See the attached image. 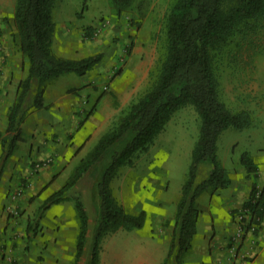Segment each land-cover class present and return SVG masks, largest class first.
Returning a JSON list of instances; mask_svg holds the SVG:
<instances>
[{
  "label": "rangeland",
  "instance_id": "rangeland-1",
  "mask_svg": "<svg viewBox=\"0 0 264 264\" xmlns=\"http://www.w3.org/2000/svg\"><path fill=\"white\" fill-rule=\"evenodd\" d=\"M173 1L132 0L119 9L113 0H55L54 18L57 24L55 35L57 32L61 34L57 43L62 45L64 33L70 29L71 35L77 36L80 41L81 55L95 54L104 48L105 56L102 61L108 63L107 67L110 66L111 71L106 79L103 76L98 77L101 82L96 90L104 95L101 103L102 113L95 115L93 110L94 115L90 120L94 123L90 122L92 130L88 132L90 133L87 137L88 143L86 145L85 142L82 143L69 161L61 160L58 167H54L49 175L46 173L47 177L39 184L37 176L57 163L55 156L50 154L45 158H39L38 161H29L26 172L22 169L21 162L27 157L30 143L34 141L30 129L32 125H27V131L23 136V140L26 139L27 142H20L15 151L18 158L15 161L11 160L10 163L8 159L4 163V170H9L12 166L13 169H17L19 184L16 187L24 189L28 186L30 189L27 196L29 198L25 203L16 205V215L19 214L20 218L16 228L12 229L11 236L7 235L11 253L9 251L2 254L8 259L9 264H19L15 256L18 246L20 250L26 251L32 242H36L37 246L38 244L43 246L48 241V235L45 234L52 227V223L45 219V215H41L44 201L73 176L81 160L95 147L101 136L119 122L129 106L143 95L153 82L165 51V24ZM16 2L17 0H0L1 75L4 72L3 67L10 64L22 62L23 69L28 65L27 58L20 50L19 33L14 20ZM110 53L113 54L111 64L108 62ZM215 65L220 79L222 99L235 112L247 110L251 114L252 122L244 129L230 127L220 135L218 154L231 176V183L213 194L204 192L198 198L197 205L201 213L210 212L212 208L219 214L211 215L207 222L213 225L210 229L204 230L206 224L204 217L199 219L197 228L199 232L204 230V234L203 237L200 235L194 237L192 248L184 255V264L212 263L205 254L194 248L199 242L205 243V238L211 233L213 237L218 236L222 239L227 248L229 264H264L262 249L264 218L260 223L256 222L253 220L251 210L244 206L249 200L253 183L257 187L256 197L264 189V22L244 37L236 38L234 42L226 45L223 52L216 57ZM79 78L77 73H64L58 83L51 85V92L61 90L64 85L74 83ZM16 99L17 91L14 100ZM94 105L92 102L88 104L78 125L90 121L87 114ZM200 124L201 119L194 105L189 104L178 109L149 148L137 153L132 164L122 166L112 182L114 194L120 202H125V209L128 212L138 213L141 210L147 212L146 221L149 229H161L162 221L166 222L167 227L175 223L177 204L182 186L188 177L192 150L199 137ZM37 130L35 128L33 131ZM42 136L38 133L35 137L41 140L44 138ZM56 137H53L54 144L67 146L73 143L74 133L62 137L57 132ZM125 141L126 139L120 142L117 148H121ZM83 146L80 156H76ZM245 151L254 157L259 166L258 171L251 175H248L241 163V156ZM1 155L2 152L0 165L3 160ZM37 163H40L39 169ZM208 169V164H201L198 181L207 176ZM240 182L242 184L236 188V184ZM91 190L93 181L89 175H85L68 191V194L82 196L92 194L90 199L96 206L98 194ZM242 195L246 197L241 198ZM158 202L160 205L156 204ZM0 203L3 211L7 213V199H0ZM68 204L70 203L60 204L55 208L59 210L58 212L68 213ZM29 224H34L33 228L28 227ZM3 245V250L8 249L6 244ZM89 247L88 245L90 250ZM37 253L38 260L42 262L44 259L42 252ZM88 259L89 256L86 260L84 258L79 260L77 264H87ZM60 264L69 263L62 261Z\"/></svg>",
  "mask_w": 264,
  "mask_h": 264
},
{
  "label": "trees",
  "instance_id": "trees-1",
  "mask_svg": "<svg viewBox=\"0 0 264 264\" xmlns=\"http://www.w3.org/2000/svg\"><path fill=\"white\" fill-rule=\"evenodd\" d=\"M132 0H113L122 9ZM55 0H17L14 14L19 46L28 62V75L17 89V99L9 111V135L0 139L7 159L23 140L21 128L28 111L42 108L50 82L68 72L84 75L101 62L98 52L79 58L58 55L53 48L57 29ZM264 22V0H174L165 24L166 44L159 70L146 92L134 101L119 122L104 133L95 147L81 160L73 176L50 194L43 210L52 204L73 200L79 230L76 242L77 264L85 252L89 215L81 194L69 195L80 179L89 175L93 192L98 194L99 219L90 246L87 264H100L101 244L111 232L120 228H142L147 212H128L113 191L112 182L120 168L133 163L137 153L147 150L164 130L174 113L189 104L195 106L201 124L192 150L188 177L177 204L170 248L161 264H184V255L192 248L201 209L198 198L215 193L231 183V176L218 154V140L228 128L244 129L252 122L247 110L233 111L220 94V79L215 59L225 46L244 37ZM2 30L0 29V36ZM95 108V107H94ZM93 107L88 115L93 112ZM121 148L120 142L125 140ZM202 163L209 165L207 176L198 181ZM241 163L248 175L258 171L254 157L245 151ZM253 183L249 200L244 203L253 220L264 218V189L256 197ZM30 226H32L30 224Z\"/></svg>",
  "mask_w": 264,
  "mask_h": 264
},
{
  "label": "crops",
  "instance_id": "crops-1",
  "mask_svg": "<svg viewBox=\"0 0 264 264\" xmlns=\"http://www.w3.org/2000/svg\"><path fill=\"white\" fill-rule=\"evenodd\" d=\"M71 34L72 33L70 29H67L62 38V45H60V43H57V40H60L61 34L57 32L54 37L53 48L54 51L60 56L78 58V56H80L82 53L80 50V41L77 36L74 37ZM101 52L103 53L104 58V48H102ZM82 56L83 55L80 57ZM112 56L113 54L111 55L110 53V61H108L110 64L112 63ZM107 64L108 63H103L102 61L94 66V68H92L86 74H77L80 76V78L76 82L66 84L61 90L52 93L51 85L58 83L60 77L64 74L54 78L48 85L45 92L46 105L42 108L28 111L23 122L21 123L23 132L27 131V125H32L30 129L32 131L31 135L34 137V141L30 143L27 157L21 162L22 169H24L25 172L29 168V161H38L39 158H45L50 154L55 156L57 165H50L51 168H47V170L45 169L37 176L39 178L37 181L39 184L42 183L45 177H47L46 173L49 175L50 172H53L52 169L54 167H58L61 160L69 161V159L73 157L75 152H77V150L81 147L82 143L85 142V145L88 143L87 137L90 134L88 132L92 130V124L90 122L94 123V121L90 120V118L93 117L94 113L95 115L102 113L101 103L103 102L104 95L98 93V90L96 89L98 86H100L101 82L98 77L103 76V78L106 79L108 78V75H110L109 71H111V68L110 66L107 67ZM3 69V74H0V133L3 137H5L9 135L8 127L10 107L15 101V93L18 89L21 79L28 75V65L26 69H23V64L20 62L5 66ZM90 102L95 104L92 106L93 108L96 107V109H93L95 110L94 113L92 112L89 115L87 114L89 116L87 119L90 121H84V123H80V125H78L80 117H82V115L86 112L85 110L87 109ZM83 127H87L88 129ZM35 128L38 129L37 132L33 131ZM77 128L79 129L78 131L76 130ZM75 130L77 132H75ZM57 132L62 137L67 136L69 133H74V140H72L73 143L70 145L68 144L67 146H59L58 144H54L53 137H56ZM38 133L42 134V137L44 138H49V140L47 141L44 138L37 140L36 137ZM20 142H27V140L24 139ZM84 146L80 149L76 156H80ZM15 151L7 159H4L3 157L2 163L0 165V199L4 200V198H6L7 205L12 203L16 207V205H21L22 202L25 203V201L29 198H27V196L30 194V189H28V186H26L24 189H22L23 187H16L19 184L16 168L13 169L12 166L9 168V170H4V163L8 159V163H10L11 160L15 161L18 158L15 154ZM1 152V156H3L4 151L0 139V153ZM13 164L14 162L12 165ZM37 177L34 179V182L36 181ZM233 184L234 181L232 182V185ZM241 184V182L236 184V188H238ZM245 188L247 189V184ZM18 191L19 193L17 194V197L13 199V194H16ZM232 192H234V190H232ZM246 192L247 190L244 193ZM90 195L92 196V194ZM91 196H89V193L88 195L84 194L83 196L89 215V224L85 252L80 260L83 258L86 260V258L89 256L90 250L88 249V245L91 246L90 243L93 239L94 231L99 219L98 209L94 205V201L92 203L90 199ZM244 196L245 195H242L241 198ZM64 203H70L68 204L69 212H58L59 210L55 207L59 206L60 204L64 205ZM121 203L126 208L125 202L121 201ZM156 204L160 205V202ZM2 208V204L0 203V264H9L8 259L5 257V255H3L4 252L9 253L11 247L10 240L7 235L11 236L12 229L16 228L20 215L10 213L7 209V206V213H5ZM209 211L210 212H202L200 216V219L201 217H204V223H206L204 230L205 228L210 229L211 226H213L211 223H207L208 220L211 219V215L219 214L212 208ZM41 215H45V219L50 220L52 223V227H50L49 231L45 234L48 235V241H46L43 246L40 244L37 246L36 242H32L29 249L26 251L20 250L21 248L18 246L15 256L19 264H60L62 261H67L69 264H73L76 257V242L77 233L79 230V220L76 216V208L73 201L66 200L58 204H52L47 209L43 210ZM161 224L163 225H161V229H149L147 226V221H145V224L142 228H120L109 233L106 235V237H104L101 244L100 264H161L168 255L174 229V224L168 227L165 225L166 222L162 221ZM33 225L30 226L29 224L28 227L33 228ZM204 230L199 232L198 228L196 235L203 237ZM3 244H6L8 249L3 250ZM40 247H43L44 249ZM194 248L196 251L205 254L206 257L211 260V264H229L226 251L227 248L223 244L221 238H218V236L213 237V233L205 238V243L199 242L197 246H194ZM38 251L39 253L42 252V255L44 256L42 262L38 260V255H36ZM26 253L27 255H25ZM27 258L28 262H26Z\"/></svg>",
  "mask_w": 264,
  "mask_h": 264
},
{
  "label": "built area",
  "instance_id": "built-area-1",
  "mask_svg": "<svg viewBox=\"0 0 264 264\" xmlns=\"http://www.w3.org/2000/svg\"><path fill=\"white\" fill-rule=\"evenodd\" d=\"M37 167H38V169H39V167H40V163H37ZM19 193V191L18 192H16V194H13V199H15L16 197H17V194ZM7 209H8V211L10 212V213H13V214H17V210H16V207H15V205L14 204H12V203H10V204H8L7 205Z\"/></svg>",
  "mask_w": 264,
  "mask_h": 264
}]
</instances>
